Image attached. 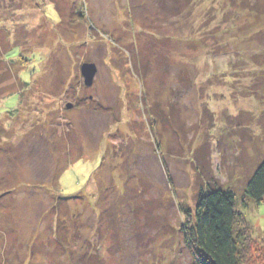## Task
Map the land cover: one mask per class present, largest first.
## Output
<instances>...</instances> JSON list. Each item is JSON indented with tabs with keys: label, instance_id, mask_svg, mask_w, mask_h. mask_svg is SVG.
<instances>
[{
	"label": "rangeland",
	"instance_id": "obj_1",
	"mask_svg": "<svg viewBox=\"0 0 264 264\" xmlns=\"http://www.w3.org/2000/svg\"><path fill=\"white\" fill-rule=\"evenodd\" d=\"M263 159L264 0H0V264H193L206 183L264 264Z\"/></svg>",
	"mask_w": 264,
	"mask_h": 264
},
{
	"label": "trees",
	"instance_id": "obj_2",
	"mask_svg": "<svg viewBox=\"0 0 264 264\" xmlns=\"http://www.w3.org/2000/svg\"><path fill=\"white\" fill-rule=\"evenodd\" d=\"M196 198L194 223L185 234L193 264H250L251 235L234 194L206 183ZM244 199L243 207L264 201V159L247 180Z\"/></svg>",
	"mask_w": 264,
	"mask_h": 264
},
{
	"label": "water",
	"instance_id": "obj_3",
	"mask_svg": "<svg viewBox=\"0 0 264 264\" xmlns=\"http://www.w3.org/2000/svg\"><path fill=\"white\" fill-rule=\"evenodd\" d=\"M81 71L85 78V85H91L96 72L95 67L91 64H86L81 67Z\"/></svg>",
	"mask_w": 264,
	"mask_h": 264
}]
</instances>
